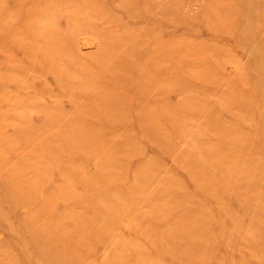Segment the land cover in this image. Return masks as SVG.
Returning <instances> with one entry per match:
<instances>
[{
	"label": "rangeland",
	"instance_id": "obj_1",
	"mask_svg": "<svg viewBox=\"0 0 264 264\" xmlns=\"http://www.w3.org/2000/svg\"><path fill=\"white\" fill-rule=\"evenodd\" d=\"M0 264H264V0H0Z\"/></svg>",
	"mask_w": 264,
	"mask_h": 264
},
{
	"label": "bare ground",
	"instance_id": "obj_2",
	"mask_svg": "<svg viewBox=\"0 0 264 264\" xmlns=\"http://www.w3.org/2000/svg\"><path fill=\"white\" fill-rule=\"evenodd\" d=\"M38 10V9H37ZM31 12V11H30ZM31 14V13H30ZM30 28V27H29ZM4 33V32H3Z\"/></svg>",
	"mask_w": 264,
	"mask_h": 264
}]
</instances>
